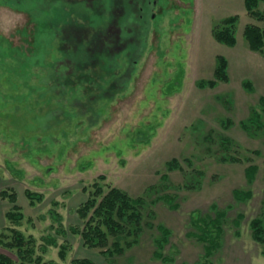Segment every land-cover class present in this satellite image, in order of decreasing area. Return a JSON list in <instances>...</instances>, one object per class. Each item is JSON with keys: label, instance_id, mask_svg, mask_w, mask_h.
<instances>
[{"label": "rangeland", "instance_id": "374dc122", "mask_svg": "<svg viewBox=\"0 0 264 264\" xmlns=\"http://www.w3.org/2000/svg\"><path fill=\"white\" fill-rule=\"evenodd\" d=\"M79 1L0 0V191L18 193L25 218L17 228L36 237L39 253L47 245L43 261L56 264L76 258L95 264H264L263 246L250 228L264 215V120L259 133L242 124L261 109L264 96V53L250 47L245 27L264 22L248 11L246 0H157L146 39L142 32L117 47L91 35L89 58L78 62L76 45L90 37L80 18L75 24L82 26L69 38L63 30L38 49L40 29L50 26L38 19H55ZM93 1L82 5L87 9ZM257 6L264 12V0ZM235 15L236 44L220 42L215 25ZM116 30L107 29L108 37L116 39ZM219 55L228 60L229 79L201 87V80L214 78ZM173 159L180 167H169ZM250 165L259 167L253 181L246 174ZM99 175L105 185L152 201L153 224L171 229L163 253L172 261L154 255L161 236L156 227L113 258L85 247L70 231L83 225L77 208ZM28 189L43 199L31 205ZM235 189L252 197L240 201ZM11 206L0 196V229L10 224L5 213ZM216 210L227 213L225 232L220 249L208 254L195 219L214 217ZM51 237L58 245L47 244ZM0 252L16 258L1 246Z\"/></svg>", "mask_w": 264, "mask_h": 264}, {"label": "trees", "instance_id": "16d2710c", "mask_svg": "<svg viewBox=\"0 0 264 264\" xmlns=\"http://www.w3.org/2000/svg\"><path fill=\"white\" fill-rule=\"evenodd\" d=\"M259 0H246V6L248 11L259 20L264 22V12L258 9ZM94 5H89L87 9L82 4H85L84 0H80L75 5L70 6V10L55 15V19H38V23L43 24V28L47 26L50 21V26L56 22L50 29L49 27L40 29L38 41V49L47 48L52 37L60 34L63 30L69 32L68 38L71 33L77 31L75 24L80 18L84 19V23H88L86 27V36H90L88 42L83 39L76 45L78 51L79 61L87 60L89 57L87 54L90 50L89 42L92 41V36L99 38L98 29L105 31L104 36L101 37L106 42L108 22L115 16L117 9L116 0H98L93 1ZM82 5V7H80ZM111 14V16L109 15ZM238 16H232L223 19L220 23L215 25L214 32L217 40L228 45H235L236 40V21ZM52 21V22H51ZM113 22V21H112ZM115 24V23H113ZM70 25V26H69ZM81 27L82 25H77ZM84 26V25H83ZM68 29V30H67ZM98 35V37H97ZM93 36V37H94ZM131 34L125 36L128 38ZM86 37V38H87ZM245 38L249 42L252 49L262 51L264 53V26L258 24H248L245 27ZM71 39H66L68 43ZM66 45L69 46V44ZM74 43V42H73ZM83 45L84 48H81ZM36 48V49H37ZM32 50V52L38 53V49ZM75 54V53H74ZM43 56V55H42ZM75 57V56H74ZM71 60V59H70ZM217 67L215 70L214 78L203 79L199 82L201 87H215L220 81H227L229 79L227 73L228 60L222 55L217 57ZM73 61V60H72ZM76 61V64H78ZM82 64V63H81ZM68 70V66L64 67ZM63 70V69H62ZM92 71L94 72L93 68ZM72 73V72H71ZM264 120V96L261 97V109L255 108L251 116L242 122L245 129L259 133L262 130ZM254 128V129H253ZM228 160V157H224ZM170 168H178L177 159H173L169 162ZM258 165H250L246 169L247 177L250 181H253L256 173L258 172ZM105 175H99L92 188L89 190L88 198L85 202L79 205L77 208L78 215L83 219L82 226L72 225L69 227L70 231L75 235H81L83 244L88 248H99L101 253L108 257L113 258L117 255H123L126 250L131 249L133 246L139 243L146 228L156 227L161 233V236L155 239V243L158 249L154 252L155 257L163 259L165 262H170L173 259L165 256L163 253L164 245L169 242V236L171 229L162 223L153 224V221L157 219L155 211L152 209V201L150 203L145 197H133L126 190L106 184L102 182L105 180ZM187 187L191 188L186 184ZM87 191V187H84ZM235 197L240 201H246L252 197L250 191H244L241 189L234 190ZM26 195L31 205L37 204L44 197L42 193L34 192L30 189L26 190ZM2 199H8L12 206L5 213L7 220L10 222L9 226L5 229H0V246L8 251H11L13 256L0 252V264H56L54 261L45 262L44 252L47 251V245L41 246L42 252L39 253L37 246V239L34 235H26L22 230L18 229V226L22 225V221L25 218V213L22 210L21 205L18 203V193L10 188H4L0 191ZM163 196L159 197L162 198ZM169 202L173 200L170 196H165ZM55 203V202H54ZM56 204V203H55ZM60 219V215L55 213ZM240 215L236 220L237 225L240 224V220L243 218ZM227 213L225 211L216 210L215 216H205L195 219V224L199 228L200 233L197 237L205 243V248L208 254H212L215 250L220 249L221 241L225 232L224 223H226ZM31 220V219H29ZM251 235L253 239L263 246L264 254V215L253 218L250 222ZM64 231V230H63ZM61 232V231H60ZM47 244L58 245L56 238L51 237L50 242ZM68 245L61 244L59 255L61 259H65L67 256ZM71 264H95L89 258H76L72 260Z\"/></svg>", "mask_w": 264, "mask_h": 264}, {"label": "flooded vegetation", "instance_id": "af4514ba", "mask_svg": "<svg viewBox=\"0 0 264 264\" xmlns=\"http://www.w3.org/2000/svg\"><path fill=\"white\" fill-rule=\"evenodd\" d=\"M116 3L118 6L117 9H119L120 14L116 13L115 16H120V17H118L119 19L118 18L116 19L113 17L111 19V21L108 22L109 26H107V27H108V29H112V27L117 28L116 31H118L119 34L116 36V39H112L111 36L109 38L108 37L109 34H107L106 38L108 40H106L104 45L107 44L108 42L115 41V44L117 47L119 45H125L126 46L129 44L130 41H133L135 34L136 35L140 34L145 30L148 31L150 23L148 22L147 19L149 18V16H150V18L155 17V13L153 11L155 10V8L158 5V1L157 0H116ZM136 10L140 11L137 19L134 18V12ZM109 15L111 16V14H109ZM113 23H115V24H113ZM143 28H144V30L141 31V29H143ZM125 30H126V32L129 31L131 33L130 41L128 40L129 37L128 38L125 37L126 36L124 34ZM98 31H99V37L104 36L105 31H102V29H100V30L98 29ZM146 32H143L144 37H145L144 39H146V37L148 35V33H146ZM130 33H127V34H130ZM101 37H100V39H101ZM128 56H129V54H128ZM131 59H133L134 62L137 61L135 59L134 54L131 57Z\"/></svg>", "mask_w": 264, "mask_h": 264}]
</instances>
